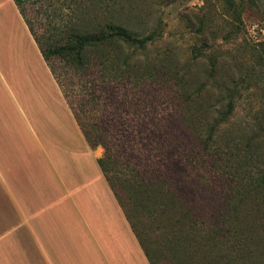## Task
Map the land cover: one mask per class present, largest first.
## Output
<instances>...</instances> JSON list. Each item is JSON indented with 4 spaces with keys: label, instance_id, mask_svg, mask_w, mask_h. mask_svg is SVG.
I'll return each mask as SVG.
<instances>
[{
    "label": "rangeland",
    "instance_id": "1",
    "mask_svg": "<svg viewBox=\"0 0 264 264\" xmlns=\"http://www.w3.org/2000/svg\"><path fill=\"white\" fill-rule=\"evenodd\" d=\"M112 1V13L107 15H113L139 36L159 24L160 37L144 50H136L133 58L145 56L153 62L148 63V69L160 78L153 87L159 88L158 84H162L176 90L168 95H155L148 88L145 98L138 99L140 112L126 113L118 104L122 95L125 96L124 89H114L116 96L122 94L115 104L116 108L119 107L115 117L117 125L111 129L116 171L120 174V170L139 162L146 166L147 177L158 176L157 173L171 176L173 181L182 185L180 195L184 201L190 202L188 205L203 195L194 185L207 181L217 185L227 201L231 233L225 237L211 235L205 248L210 251L218 247L228 253L231 242L233 249L228 258L222 259L223 262L264 264V56L261 53L264 0H235L242 5L240 21L226 13L223 0ZM91 2L95 3V0H86L87 5ZM69 4V0H42L35 3L34 9L42 8L45 20L54 30L65 20ZM127 52L130 54L131 49ZM61 66L58 64L59 71L63 72ZM40 68L43 73L38 71L36 76L33 72L31 77L26 73L24 83L30 95L39 102L43 97L41 87L37 85L40 91L34 92L32 84L49 80L42 66ZM178 89H182L181 95ZM131 99L133 97H127V100ZM171 101L176 104L181 140L177 157L171 161L174 163L158 155L155 150L158 140L154 138L166 128L165 120L170 110L166 105H172ZM140 120L159 121L162 128L160 131L157 128L151 130L146 125L143 131ZM139 131L142 140L133 148V143L121 139L125 135L139 134ZM208 133L212 138L213 157L203 154L200 143V138ZM189 142L197 158L204 159L207 172L193 169L194 152L189 153ZM97 147L102 153L101 147ZM137 148H141V152H136ZM199 149L201 152L197 153ZM190 183L193 189H190ZM198 203L207 206L206 201ZM133 214L131 219L136 223ZM210 214H213L212 207L199 211L204 219ZM148 219L145 228H153L149 231L150 236L167 230L166 222L161 225ZM136 226L142 231V223L137 222ZM208 234L204 233V236ZM162 260L167 263L170 258Z\"/></svg>",
    "mask_w": 264,
    "mask_h": 264
},
{
    "label": "trees",
    "instance_id": "2",
    "mask_svg": "<svg viewBox=\"0 0 264 264\" xmlns=\"http://www.w3.org/2000/svg\"><path fill=\"white\" fill-rule=\"evenodd\" d=\"M13 1L86 142L91 148L101 147L98 165L149 263L231 264L222 260L231 254L233 244L230 241H227L230 242L228 253L222 252L218 247H213L210 251L205 248L211 235L225 237L231 233L230 215L229 211H226L227 201L217 185L208 181L194 185L203 195L188 205L190 202L184 201L180 195L182 185L173 181L171 176L157 173L158 176L147 177L149 174L146 166L139 162L129 165L126 170H120V174L115 169L116 154L111 129L117 125L115 117L119 107L116 108L115 104L116 99L122 94L116 96L113 94L114 89L117 87L124 89L125 96L122 95L123 99L118 104L122 105L121 110L126 113L140 112L138 99L145 98L148 88H151L155 95H168L176 91L162 84H158L159 88L153 87L152 85H156L160 78L148 69V63L152 61L145 56L133 58L136 50H144L149 43L160 37L159 24L149 33L139 36L113 15H107L112 13V0L110 3L103 0L97 3L95 0V3L91 2L89 5L86 4V0H69L71 4L67 6L65 20L53 30L49 27L48 20H45L42 8L34 9L35 3L42 0ZM223 7L233 19L241 20L240 2L223 0ZM127 49H131L130 54ZM261 53L264 56V43L261 44ZM60 63L63 65L61 66L63 72L59 71ZM177 91L179 95L183 93L182 89ZM127 97L133 99L127 100ZM172 97L175 99V94H172ZM170 103L172 105H166L170 107L165 120L166 128L154 138L158 140L155 147L158 155L174 163L171 161H175L177 157L181 140L178 135L176 104L173 101ZM159 123L153 120H140V125L143 126L141 130L145 131L147 125L151 130L157 128V131H160L162 126ZM140 134L139 131V134L125 135L121 139L129 144L133 143V148L142 140ZM200 143L203 154L213 157L211 134L200 138ZM189 145L191 148L189 153L192 155L194 147L190 142ZM136 152H141V148H137ZM199 152L200 149L197 153ZM192 157L195 164L193 169L207 172L204 159L197 158L195 152ZM191 183L190 189H193ZM204 190L209 193H205ZM198 201H206L207 206H201ZM206 207H212L213 214L204 219L199 215V211ZM130 211L135 213L133 215L138 224L142 223V231L138 230L137 222L131 219L133 212ZM148 218L157 224L166 222L167 230L159 235L150 236L149 231L153 228L150 227L149 230L145 228ZM204 233L209 234L205 237ZM165 258H170L169 262L162 260Z\"/></svg>",
    "mask_w": 264,
    "mask_h": 264
},
{
    "label": "crops",
    "instance_id": "3",
    "mask_svg": "<svg viewBox=\"0 0 264 264\" xmlns=\"http://www.w3.org/2000/svg\"><path fill=\"white\" fill-rule=\"evenodd\" d=\"M40 66L39 102L24 83ZM100 156L14 1L0 0V264H150Z\"/></svg>",
    "mask_w": 264,
    "mask_h": 264
}]
</instances>
